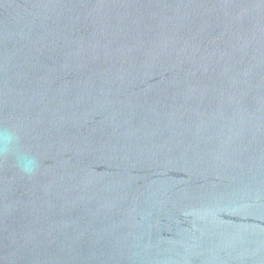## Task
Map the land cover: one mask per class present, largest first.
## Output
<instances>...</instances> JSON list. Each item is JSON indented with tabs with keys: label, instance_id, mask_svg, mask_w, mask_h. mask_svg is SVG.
<instances>
[{
	"label": "water",
	"instance_id": "obj_1",
	"mask_svg": "<svg viewBox=\"0 0 264 264\" xmlns=\"http://www.w3.org/2000/svg\"><path fill=\"white\" fill-rule=\"evenodd\" d=\"M0 264H264V0H0Z\"/></svg>",
	"mask_w": 264,
	"mask_h": 264
}]
</instances>
